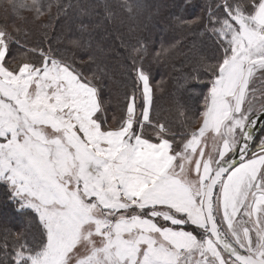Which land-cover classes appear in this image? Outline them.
I'll return each mask as SVG.
<instances>
[{"label":"snow or ice","instance_id":"1","mask_svg":"<svg viewBox=\"0 0 264 264\" xmlns=\"http://www.w3.org/2000/svg\"><path fill=\"white\" fill-rule=\"evenodd\" d=\"M9 10L25 23L31 13L37 43L8 24ZM73 12L93 9L79 0L4 6L0 186L25 224L0 229L3 264H264V136L255 131L264 123V0H205L202 15L177 18L211 41V55L186 74L206 91L197 106L178 105L180 130L157 114L142 42L129 52L123 112L109 115L106 50L97 43L87 74L55 34L53 21ZM105 13L115 18L108 5Z\"/></svg>","mask_w":264,"mask_h":264},{"label":"trees","instance_id":"2","mask_svg":"<svg viewBox=\"0 0 264 264\" xmlns=\"http://www.w3.org/2000/svg\"><path fill=\"white\" fill-rule=\"evenodd\" d=\"M76 2L73 0V3ZM79 2L91 7L92 14L82 17L73 12L67 18L62 15L53 21L55 34L61 35V47L66 55L84 62L87 74L97 70L95 64L88 62L90 53L99 54L97 43L106 50L102 65L105 75L100 79V86L108 104L109 115L118 119L123 112L125 93L132 86L128 71L131 67L129 52L133 46H139L142 42L148 49L143 66L151 74L157 114L162 122L170 123L175 130H180L183 117L179 114L178 105L195 107L200 101V93L206 91L203 85L195 81L186 82V74L198 66L200 57L211 55V41L198 35L199 29L182 26L177 18L191 20L202 15L205 0H127L128 4L140 5L132 13L124 7L125 0ZM7 3L8 0H0V23L4 22V6ZM105 5L111 7L116 14L115 18H106ZM22 15L28 18L26 23L14 17L9 10L8 24L22 25L29 29L32 33L30 43L35 44L40 40L42 29L32 21L31 13L23 12ZM42 19L47 21L48 18ZM81 21L86 31H82ZM72 39H80L82 47H72L69 43ZM177 41L180 42L178 45ZM173 45L176 47L173 48ZM157 53L160 55L157 56ZM24 224V218L9 206L6 190L0 186V229L7 227L17 232L23 230ZM5 259L4 253L0 251V264Z\"/></svg>","mask_w":264,"mask_h":264},{"label":"water","instance_id":"3","mask_svg":"<svg viewBox=\"0 0 264 264\" xmlns=\"http://www.w3.org/2000/svg\"><path fill=\"white\" fill-rule=\"evenodd\" d=\"M263 126H264V123H262L261 121H257V128L255 129L257 136L260 133V131L263 128Z\"/></svg>","mask_w":264,"mask_h":264},{"label":"flooded vegetation","instance_id":"4","mask_svg":"<svg viewBox=\"0 0 264 264\" xmlns=\"http://www.w3.org/2000/svg\"><path fill=\"white\" fill-rule=\"evenodd\" d=\"M264 135V126L263 128L261 129L260 133L258 134V136H263Z\"/></svg>","mask_w":264,"mask_h":264},{"label":"rangeland","instance_id":"5","mask_svg":"<svg viewBox=\"0 0 264 264\" xmlns=\"http://www.w3.org/2000/svg\"><path fill=\"white\" fill-rule=\"evenodd\" d=\"M264 136V135H263Z\"/></svg>","mask_w":264,"mask_h":264}]
</instances>
